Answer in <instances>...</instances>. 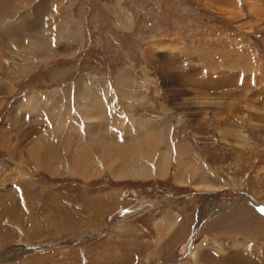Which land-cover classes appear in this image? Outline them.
<instances>
[{
  "label": "rangeland",
  "instance_id": "obj_1",
  "mask_svg": "<svg viewBox=\"0 0 264 264\" xmlns=\"http://www.w3.org/2000/svg\"><path fill=\"white\" fill-rule=\"evenodd\" d=\"M65 1L57 0L58 10ZM75 5L62 15L67 19L72 10L80 22H63L69 26L64 30L77 28L75 37L83 43L71 65L64 61L70 54L36 63L34 71L31 62L23 72L22 57L0 56V264H264V0H76ZM45 7L46 1L34 8L33 33L12 37L19 47L27 37L42 61L51 51L39 35ZM57 13L46 15L49 30L60 24ZM27 21L20 16L12 28L35 27ZM46 89L55 92H39ZM137 98H151L140 105L143 117L130 113L136 105L128 102ZM97 102L103 117L93 116ZM140 125L145 136H138ZM152 137L157 152L167 153L169 168L176 163L175 144L184 141L196 175L206 164L211 176L229 186L220 202L214 193H195L170 179L120 184L99 178L104 171L113 175L99 166L98 153L110 148L117 162L130 164L124 171H131ZM54 142L61 150H54ZM127 144L135 145L127 153L135 160L122 154ZM71 147L89 154L87 165L100 170L98 180L86 183L95 178L76 175ZM186 173L182 186L192 180V172ZM252 188L249 209L255 216L248 223L255 233L245 234L250 240L210 238L203 223L207 211ZM207 199L211 206L202 209ZM163 213L170 218L160 240L153 222ZM172 239L181 245L169 246Z\"/></svg>",
  "mask_w": 264,
  "mask_h": 264
},
{
  "label": "crops",
  "instance_id": "obj_2",
  "mask_svg": "<svg viewBox=\"0 0 264 264\" xmlns=\"http://www.w3.org/2000/svg\"><path fill=\"white\" fill-rule=\"evenodd\" d=\"M45 1H46L45 10L42 13V15H40L41 16L40 17L41 21H40L39 35L46 39V41L49 44V50H51V51H50L49 55L44 56L43 59L45 61H42V60L38 59V56L42 55V52H39L36 47L31 48L30 47V43L27 42V37H25L23 39V47H19L17 44H15L14 41H12V39H13L12 37H14V35H16L20 31H21V33H26V35H27L30 31H31V33H33L34 32L33 30L37 29L38 15L33 17L34 16V8L36 7V5H39V4H41V3L45 2ZM51 1L52 0H48V1L47 0H0V41L3 42V46L2 45L0 46V49H1L0 56L2 57L3 54L5 55V54L9 53L12 56L22 57L21 60L25 61L22 65H20V67H22V69H23V72L30 70L28 66H29V64L31 62L34 63V66H33V71H34L35 70L34 68L36 67V63H45L47 65V63L52 62L53 60L57 61L56 59H63L61 57H67L70 54H71L72 57L69 58L68 60H64V61H66L67 64L70 63V65H71L72 61L74 60V58L83 50L82 49L83 43L82 42L80 43L78 38L75 37L76 36L75 32L77 31V28H76V30L73 27L66 28L65 30L63 29L64 27H69V26H65L64 25V24L67 25L69 22L71 24H68V25H72V24L79 25L80 24L78 19H75V18L72 17L73 16L72 10L69 11L70 15H68L67 19L62 17L65 9L69 10V9H72L73 6H76L75 5L76 4V0H66L62 4L61 8L58 10L59 12L57 13V10L55 11V14L56 13L58 14V20L60 21L59 25H61V26L58 25L55 30L51 29V27H50V30H49V26L53 27V25L47 24V22H46V18H47L46 15L51 11V9L53 8V5L54 4L55 5L59 4V2L57 3V0H53V3H51ZM60 3H62V2H60ZM60 5L58 6V8L60 7ZM105 7L106 8L107 7H111L112 8L111 4L108 5V6L106 4H104V9H105ZM111 13H112V10H111ZM110 15L111 16L113 15L112 17L115 18L113 13L110 14ZM20 16H22L26 20L30 21V24H35V27L26 28L25 25L23 24L17 30L13 29L12 26L14 25L15 21ZM122 16H124V15H122ZM52 21H53V19H52ZM63 22H65V23L63 24ZM12 33H13V35H12ZM22 36H24V35H22ZM16 38H18V37H16ZM5 50H6V52H5ZM52 50H55V51H52ZM74 51H75V53H74ZM45 52H47V50H45ZM56 53L58 54V56H57ZM64 53H66V55H64ZM45 55H46V53H45ZM25 56H27V57H25ZM34 56H35V58H34ZM58 61L61 62L63 60H58ZM16 67H18V65H16ZM53 70L54 69H52L51 71H53ZM76 81L77 80H75L73 82H70L67 85H63L62 88L66 87V86H68L70 84H75ZM107 82L109 84H111L110 81L107 80ZM97 83H99V87L98 88H101L102 80L98 81ZM112 87L116 88L117 86L113 85ZM121 87H124V85L120 86V88ZM134 89H136V88H134ZM40 91H51V90H47L46 89V90H39V92ZM51 92L53 93L55 91H51ZM151 98L145 99L144 101H141L138 98L136 100H130L128 103L136 105V108H134L133 110H130L131 115H134V116L138 115L140 117H143L142 116V112L140 111V109H141L140 105L143 104V103L151 102V100H150ZM93 107H94V112H95V115H93V116H95V118L103 117L104 113H103V108H102L101 102L93 103ZM71 112L74 113L75 110H72ZM85 118H88V117H85ZM71 119H75V115L74 114L72 115ZM108 119H109V123L108 124H110L112 122V116L110 115ZM46 124H47V122H46V117H45V121L43 120V125L45 126ZM85 125L88 126V127H92L94 124L93 123L90 124V123H88L86 121ZM137 133H138V136H139L140 132L137 131ZM113 134H115V133H113ZM108 136L112 137L113 135L111 134V132H109ZM60 142H54L53 143L52 146L54 147V150H57V151L61 150V147H62L61 145L62 144ZM121 142H123V141H121ZM138 144H139L140 147L142 146L140 143H138ZM133 147H135V145H132V144L128 145L127 144L123 149H121V151L123 152L122 154L125 155L127 157V159H130L131 157H133V158H131L133 160L136 159V157L134 155L133 156L129 155L130 158L127 155L129 150H131ZM0 149L3 151L2 147H0ZM76 149H80V148L76 147ZM72 150H73V148H72ZM67 152H68V150H67ZM107 152L109 153V158H110V156H111V149L110 148H108V150H106V151L105 150L102 151L101 153H103L105 155ZM61 155H62L61 158L63 159L64 158L63 156H65V154H61ZM135 155H137V153ZM106 157H108V154H106ZM177 159H178V154H177V158L175 160H177ZM119 162H122V161L119 160L118 164H119ZM175 164L176 163H174V165L172 163L170 164L169 173H167L168 176L166 178H164V179H161V178H155V179H140V178L139 179H132V178H126V179L116 180L112 176H110V174L107 171H104L102 173V176H100L99 178H102L103 176H107L108 179L110 180V182H118L120 184L121 183H130V182L131 183L132 182H139V181L146 182V181L158 180V179L166 181V180L170 179V182H172L171 183L172 185H178V186L184 187V189L187 187L189 190L192 189L191 191H194L195 193H203V192L214 193L213 200L215 199L218 202H220L221 198H219V197L220 196L222 197V192L225 193L226 191L224 192V190L225 189H229V186H227L226 183H224L225 185L222 183L223 180H221V178L219 176H217V178H216V177H213V176L210 175V171H211L212 168L208 167L205 163H204L205 167H207V168H205L204 171H205V173H207V175H206L207 177H204L205 173L202 170L199 171V173L201 175L198 177L196 175V174H198V171H196L197 173L194 174L193 176H191V174H190V177L192 178V180H189V184H191V185L187 184V186H182V184H184V182H185L184 181V175L187 174L186 172L189 173L191 170L189 168V170L186 169L185 171H182V174H179V177H180L179 180L181 182H176V179H175L176 165ZM172 165H173V170L171 169ZM104 166H102V168ZM122 167H124V168L128 167L129 168L130 164L128 162H126V163H124V165ZM104 168H106V166ZM209 169H210V171H209ZM201 171H202V173H201ZM38 174H44V176L46 178H51V179L55 178L56 179L55 176L54 177H50V175H48V173L45 172V171H41ZM202 174H204V176ZM182 175H183V177H182ZM99 178L92 179V180H90V181H88L86 183H90V182L96 181ZM205 178H206V182L208 181L209 184L204 182ZM76 179H79L81 182H83V180L78 178V177H76ZM252 180H253V178H252ZM223 182H225V181H223ZM176 183H178V184H176ZM209 185L211 186L212 189H213V186L215 188L213 190H210V191H204V189L203 190H201V189L196 190L195 189V188H199V187H202V188H205V189H210ZM262 185H263L262 188L264 189V181L262 182ZM251 190L252 191L250 193L248 192L247 196L235 195L233 197V199H232L234 201H232L230 203H224V204L221 202L220 204L214 205L215 207L212 208L213 211L212 210L210 212L207 211V213H206L207 215L206 216H208V219H206V221H203V223L205 222V225H207L208 228H209L208 229L209 230L208 235L210 236V238H212V239L213 238H216V239H227V238H230V240L234 241L235 239H237L239 237L238 239L250 240V239L247 238V236H245V234L255 233L254 229L252 228V226H249V223H248V222H250V218L249 217H251L252 220H253L254 216H255L254 212H253V209H252V211L249 209V201L252 200V198L255 195L254 194L255 189L252 188ZM104 195H106V194H104ZM104 197H106V196H104ZM261 197H263V199H264V195H262ZM87 199H90V198L87 197ZM210 200L211 199H207V204L205 203V205H202L201 206L202 209H204V207H207L208 204H209L208 206H211ZM254 202L255 201H253V203ZM253 206H254V204H253ZM216 208H217V210H215ZM203 211L204 210H202V212ZM163 214H165V213H163ZM166 214L168 215L169 213H166ZM190 215H189V217H190ZM200 215L202 216V214H200ZM158 216H160V215H158ZM158 216L155 218V220L158 218ZM169 216H170V214H169ZM169 218H168V220H167V218H165L166 221H167V222L165 221L166 223L169 222ZM187 223H190L188 219L186 220V223L184 224V228L181 231V232H183L182 233L183 234L182 235L183 238L188 235V231L187 232L185 231L186 228H187ZM153 225H154V223H153ZM153 230H154V232L158 233L157 235L160 236V232H159V230L157 228H156V231H155V229H153ZM159 236H158V238L161 237V236L160 237ZM176 241H178V240H175V239L173 240L172 239V243L169 244V246H173V247L174 246H180L181 244L180 245L179 244H175Z\"/></svg>",
  "mask_w": 264,
  "mask_h": 264
},
{
  "label": "bare ground",
  "instance_id": "obj_3",
  "mask_svg": "<svg viewBox=\"0 0 264 264\" xmlns=\"http://www.w3.org/2000/svg\"><path fill=\"white\" fill-rule=\"evenodd\" d=\"M51 3H53V0L51 1ZM58 3V2H57ZM61 3L57 4V5H53V8L51 9V12L53 13V15L55 14V11L58 10V6ZM52 15V14H51ZM49 17V16H48ZM57 54V53H56ZM64 55H66V53H64ZM58 56V54H57ZM141 125H140V135L141 136H145V133L142 131L141 129ZM158 140V139H157ZM148 148L146 149V152H144L143 154H141V152L138 154L140 155V159L138 160V167L137 169L133 168L131 171H124L123 169V162H117V160L111 155L109 158V153L107 152L106 154H108V157H106V154L104 155L103 153H98L99 155V161L101 162L102 166H106V168L109 169V171L111 172V175H113L114 178L117 179H125L127 177H134V178H140V179H152V178H161L164 179L167 175V172L169 170V157L167 155V153L161 152L158 153L156 150V147H153L152 144L153 142H155L154 137L149 138L148 140ZM71 145V144H70ZM66 147V149L69 151V147ZM176 145V149H177V154H178V159L176 160V171H175V179L176 182H181L179 180V174H182V171H185L186 169L191 170L192 174L191 176H193L194 174H196L197 169L196 167L192 164V162L189 159V156H187L188 153V145L183 141L178 142ZM67 146V144H66ZM72 148V147H71ZM71 150V149H70ZM37 150L34 149V146L32 147L31 150V154L32 156H34L35 161H38L36 157L37 156ZM168 152V151H167ZM71 156H72V167L74 168V172L76 173L77 176L81 177L84 180H89L92 178H96L100 175V170L99 169H93L90 170L88 167V160H90V156L89 154H86L85 152H83L80 149H73L71 151ZM87 155V157H86ZM40 156V155H39ZM100 164V163H99ZM196 165V164H195ZM101 166V165H99ZM101 166V168H102ZM104 166V167H105ZM50 173L54 174L56 172V166L53 168H50ZM184 174V173H183ZM183 177V175H182ZM197 177V176H196ZM204 179V178H203ZM211 188V186H210ZM169 214L167 215L165 214H161L160 216H158V218L156 220H154V225L160 232V236H162V229L164 228V225L166 224V219L168 220ZM165 217V218H164ZM166 221V222H165ZM154 227V228H155ZM155 228V230H156ZM162 233V234H161ZM158 234V233H157ZM159 236V235H158ZM159 236V237H160ZM159 239V238H158ZM162 238L160 237V240ZM157 242V241H156ZM193 261H195V251L192 252L191 254Z\"/></svg>",
  "mask_w": 264,
  "mask_h": 264
}]
</instances>
